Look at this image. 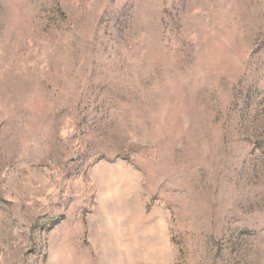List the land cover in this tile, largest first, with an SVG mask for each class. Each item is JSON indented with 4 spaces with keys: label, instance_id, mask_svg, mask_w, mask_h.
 <instances>
[{
    "label": "rangeland",
    "instance_id": "1",
    "mask_svg": "<svg viewBox=\"0 0 264 264\" xmlns=\"http://www.w3.org/2000/svg\"><path fill=\"white\" fill-rule=\"evenodd\" d=\"M0 264H264V0H0Z\"/></svg>",
    "mask_w": 264,
    "mask_h": 264
}]
</instances>
